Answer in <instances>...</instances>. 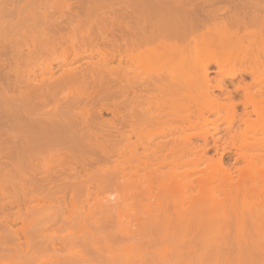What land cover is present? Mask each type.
I'll list each match as a JSON object with an SVG mask.
<instances>
[{
	"label": "rangeland",
	"instance_id": "374dc122",
	"mask_svg": "<svg viewBox=\"0 0 264 264\" xmlns=\"http://www.w3.org/2000/svg\"><path fill=\"white\" fill-rule=\"evenodd\" d=\"M126 11L130 21L131 12H136L137 20L144 23L146 37L155 40L164 37L168 40L161 48L151 50L150 55L153 58L147 73L152 76L169 73L174 81L144 96V100L149 102L146 103L148 111L155 115V122L148 127L151 145L144 147L139 143L131 153L119 142L118 123L121 122L120 112L123 104L120 80L105 77L106 81L103 82L101 80L104 76L101 80L96 79V76H88L80 83L62 81L65 72L70 68L81 69L87 65L96 67L104 62L109 63L108 66L111 67L117 65L115 55L124 53V40L130 38L122 32L121 20ZM220 44H223L228 52H222L223 45ZM237 44L240 48L242 46V52L239 47H235ZM211 46L217 48L214 50ZM249 66H258L254 80L238 73L240 68ZM202 67L207 69L210 83L227 82L225 86H228L229 92L224 94L214 89L216 96L218 95L217 99L215 95L206 99L196 94L192 80L195 79L196 68ZM22 72H25L26 87L33 90L32 94L28 93L27 99L21 91L24 79ZM232 73L234 75L230 77ZM107 78L113 79V84L118 81V84L111 87L112 80L109 85ZM97 80L98 82H95ZM240 80L244 81V84L240 83ZM52 81L58 82L53 87V93H50L45 86ZM238 83L245 89L234 92L233 88ZM183 84L186 86L181 88ZM38 86H41L43 94L38 92ZM258 90L263 91L264 98V0H0V224L7 227L3 229L0 225V264H24L23 258L29 260L30 257L33 258L32 263L28 264H60L62 261V264H121V261L126 264L124 259L132 258L135 261L133 254L142 247V252L147 250V255L144 256H151L152 252H148L150 248L146 247H150L153 241H156V246L150 251L157 250L155 254H159L155 263L158 264L161 260H165L163 262L166 264L170 262L172 258H168V261L165 257H169L166 252L171 248L172 252L178 251L175 255L181 254L179 260L186 258L181 263L171 261L172 264H187L188 260L198 264L197 258L193 259L194 254L191 258L189 253L195 250L196 246L199 247L198 242H195L196 246L193 242L196 239L193 236L196 235V229L191 232L192 236L184 230V236L180 230L182 227L176 229L175 214V222L171 228H175L177 235L171 237L177 238V241H164L167 239L170 225L165 229L161 228L163 230H160V233L153 230L152 234H156L151 237L153 240L146 238L148 242L141 237L138 239L142 241L137 240V236L133 238L132 234L128 235L133 239L127 235L126 242L122 235L127 234L129 224L135 225L133 220L144 214L145 208L150 209L152 215L159 216L161 207L165 211L169 209L172 216L175 208L182 209L181 207L185 206V210H188V207L194 208L215 191L221 193L217 189L221 167L229 171L233 182L240 188L243 187L242 183L247 184L246 189H239L238 193L242 191L243 196L239 197L242 198L236 195L239 186L234 188L235 191L232 189L231 196L235 194L234 201L231 196V201H227V195L220 194L226 195V207H233V204L234 208L241 204V209L244 206L247 208L248 205L264 206L263 184L260 182L259 186L257 181L253 183L256 186L254 188L253 184L245 182L248 181L247 174L254 173L253 165H258V171L264 172V166L261 165L264 164V99H260ZM68 97L71 101L83 98L75 107L79 114H68ZM242 100H245L244 110L249 113L244 118L239 117L243 111ZM50 109L54 111L48 113ZM59 110L63 115H60ZM40 111L48 113L46 119H41L43 117L39 116ZM82 113H88V120L92 122V117L96 118L100 114L101 123L107 129L103 135L95 128L89 129L81 124V121L85 120ZM250 161L253 165L249 164ZM56 165L58 172L52 175L59 179H53L54 184L48 187L57 185V190L51 188L48 191H33L36 186L34 182L42 180V184H47V171ZM117 169L124 175L121 182L118 180L120 183L117 181L120 186L111 182L116 178H108L109 175L112 176L110 178L117 177ZM59 170H63L66 175L58 177L61 174ZM106 171L108 173H105ZM29 174L33 179L34 176L36 178L28 180L32 179ZM149 178L152 179L150 185L149 181L145 183V179ZM77 184L81 185V188L78 187L80 189L75 188ZM190 184L192 186H189ZM144 186H148L150 193L145 191L147 188L144 189ZM50 191H54L53 195ZM245 191L250 193L246 194ZM216 192L214 194L219 195ZM255 193L258 199L256 195L253 198ZM165 194H169L167 196L173 201ZM228 194H231V190ZM260 194L263 197L259 196ZM148 195L151 196V201ZM147 196L149 202L146 204ZM221 196L218 198L224 202ZM108 198L113 201L115 199L116 204L120 206H116L114 211L111 208L112 212L109 209L104 211L107 214L106 211L109 210L110 216L101 215L99 204ZM237 198L240 199V204H236ZM152 204L156 205L155 210ZM130 205L133 207L131 210ZM225 206L222 203V207ZM125 208L129 212H125ZM35 209L43 210L37 212ZM29 210H34V215H28ZM97 210L98 214L95 213ZM131 213L132 216H129ZM113 214L117 217H113ZM38 216L42 217L40 219L46 216V219L36 222ZM100 216L107 217L108 221L104 218V222ZM159 216L158 218L162 219L163 213ZM35 222H40V228ZM30 224L38 227L35 234L29 230L32 228ZM132 225L129 228L133 231L136 227ZM10 230H13V233H10ZM235 231L233 229L230 233ZM8 232L10 234H7ZM169 233L173 234L170 230ZM233 233L230 236H233ZM170 234L167 237L171 238ZM230 236L227 235L229 239H225L230 241ZM180 237L187 239V242L190 240L194 246L185 244L189 247L186 248L188 251L181 250L182 246L181 249L173 248L172 242H175V245L176 242L178 245L185 242L181 241L183 239ZM131 241H136L137 246H133L135 243ZM143 241L146 243L143 244ZM158 241L163 242V249ZM226 243L229 253L233 258H237V249L229 248L233 245L232 241ZM226 243L223 244L224 247ZM191 247L195 249L191 250ZM227 247L223 250H227ZM227 251H223L226 254L223 258H228L229 264L243 263L249 256L246 255L243 259L244 255L242 259L235 258L237 261H233ZM182 252H185V255H182ZM117 258L122 260L118 262ZM176 258L178 259L177 256ZM213 258V263L208 259L210 264H218L217 260H222L221 255ZM249 259L252 260V255ZM262 259L259 262L255 258L252 262L255 260L256 264H264V258ZM245 263L251 264V261Z\"/></svg>",
	"mask_w": 264,
	"mask_h": 264
},
{
	"label": "bare ground",
	"instance_id": "6f19581e",
	"mask_svg": "<svg viewBox=\"0 0 264 264\" xmlns=\"http://www.w3.org/2000/svg\"><path fill=\"white\" fill-rule=\"evenodd\" d=\"M127 11L126 12H124V16H123V18H122V32H123V34L125 35H129L130 36V38H127V39H125L124 40V44H125V51H124V53H119V54H117V55H115L114 57H115V59H116V61H117V65L115 66V67H111V66H108V64L109 63H103V64H101V65H99V66H96V67H94V66H91V65H87V66H85V67H82L81 69H78V68H70V69H68L66 72H65V74H64V77L62 78V81L64 82V83H80V82H83L84 80H86L87 78H88V76H91V77H95L96 79H98V80H101L102 78V80L101 81H106L105 80V77H111V78H113L115 81L116 80H120V83H121V85H122V97H123V104H122V106H121V112H120V117H121V122L120 123H118V124H120V129H118L119 130V142H120V144L122 145V147L124 148V149H128L130 152L129 153H131V151L132 150H134V148H136V146L135 145H138L139 143H141L142 144V146L144 145V147H148V146H150L151 145V138L148 136V127H150V126H152L153 125V123L155 122V115H154V113L153 112H151L150 110L148 111V109L149 108H147L148 106L146 105V103H149L148 101H146V100H144V96H146L147 95V93L148 92H150V91H152V90H155V89H158V88H160V87H162V86H168L169 85V83L171 82H174L173 81V79H172V77H171V75L169 74V73H167V74H164V75H160V76H152V75H150V74H148L147 73V68L151 65V63H152V59L151 58H153V57H151V55H150V53H151V50L152 49H157V48H161L162 46H163V44H167L168 43V40L166 39V38H164V37H160L158 40H155V39H149L148 37H146L145 36V32H144V23H142V22H140L139 20H137V16L135 15L136 14V12L135 11H132L131 12V21L130 20H128V15H127ZM205 17V16H204ZM130 18V17H129ZM68 21H69V19H68ZM120 21V22H121ZM65 22V21H64ZM58 24V23H57ZM64 24V23H63ZM94 32V31H93ZM92 32V33H93ZM151 38V37H150ZM216 39V38H215ZM213 41H214V37H213ZM221 42V41H220ZM210 43H211V41H210ZM222 43V42H221ZM217 44V43H216ZM220 45H223V44H220ZM239 44H237V46H235L236 48L237 47H239L238 46ZM245 45V44H244ZM243 45V46H244ZM169 46V45H168ZM209 46V45H208ZM210 47V46H209ZM212 47V46H211ZM222 48H221V50L223 49V51L222 52H224L225 51V53L226 52H228V50L226 49V47L224 48V45L223 46H221ZM245 47V46H244ZM165 48V47H164ZM164 48H162V49H164ZM213 48V47H212ZM215 48H217V47H215ZM215 48H213L214 50H215ZM219 48H220V46H219ZM234 48V47H233ZM235 48V49H236ZM240 48V47H239ZM238 48V49H239ZM225 49V50H224ZM229 49H230V47H229ZM234 49V50H235ZM247 49V48H246ZM217 51V50H216ZM218 51H219V49H218ZM218 51H217V54H218ZM240 51L242 52L243 51V48H242V46H241V48H240ZM235 52H237V50L235 51ZM251 52V51H250ZM240 53V52H239ZM216 54V53H215ZM222 54V53H221ZM152 55H153V53H152ZM244 55V54H243ZM154 56V55H153ZM219 57H220V59H221V56H220V54H219ZM223 57H225V56H223ZM222 57V58H223ZM155 58V57H154ZM226 58V57H225ZM232 58V61H233V57H231ZM230 58V59H231ZM227 59H229V58H227ZM225 61V60H224ZM238 61V60H237ZM227 62H228V60H227ZM217 63V62H216ZM218 65H219V63H218ZM244 65V64H243ZM258 70V66H257V68H255V67H251V66H249V67H243V68H240V70H238V73H240V74H243V75H245V76H250V77H252L253 78V76L255 75V73H256V71ZM216 71H217V69H216ZM219 71V70H218ZM19 73H21V72H19ZM22 73H24V75H22V77H24V79L22 80L23 81V86L21 85V87H23L22 89H21V91H22V95L24 96V98H26L27 99V97H28V93L29 94H32V92H33V90L32 89H28L27 87H26V84H27V80H26V78H25V72H22ZM236 73V72H235ZM182 75H184V74H182ZM180 76L181 77V79H183L184 77L183 76ZM234 75V73H232L231 75H230V77L231 76H233ZM237 75V74H236ZM102 76H104V77H102ZM187 76V75H186ZM98 77H100V79L98 78ZM102 77V78H101ZM183 77V78H182ZM243 77V76H242ZM108 78H107V83L109 82V85H110V81L112 82V84H111V87H112V85H117L118 84V81L117 82H115L114 84H113V79H110V80H108ZM238 78V77H237ZM241 78V77H240ZM180 79V78H179ZM209 79V76H208V72H207V69L205 68V67H202V68H196V70H195V79H193L192 81H193V85H194V88H195V90H196V94H198V95H200L201 97H203V98H206V99H210V96H212V97H214L213 95H215V97H216V99H217V96H216V93L214 92V89L215 90H219L221 93H227V92H229V89H227L228 88V86L226 87L225 86V84L227 83H223V81H217V82H214L213 84L212 83H210V81L208 80ZM58 80V79H57ZM98 80L97 81H95V82H98ZM178 80V79H177ZM177 80H176V83H177ZM239 80V79H238ZM241 80H243V78H241ZM240 80V83H242L243 82V84H244V81H241ZM253 80H254V78H253ZM252 80V81H253ZM59 81V80H58ZM58 81H52V82H50V83H48V84H46V86H45V88H46V90L47 91H49L50 93H53V87H54V85H55V83L56 82H58ZM103 81V82H104ZM181 81V80H180ZM232 81V80H231ZM251 81V80H250ZM249 81V82H250ZM100 82V81H99ZM101 83V82H100ZM183 83V82H182ZM240 83H238L236 86H234V88H233V90H234V92H238V90L239 89H245L244 87H243V85H241ZM233 84V83H232ZM235 84V83H234ZM246 84H249V83H246ZM252 84V83H251ZM180 85V84H179ZM186 86V84H183V86H181V88H183V87H185ZM229 85V84H228ZM233 86V85H232ZM245 86V85H244ZM41 87V86H40ZM39 86H38V92L40 91V94H43L44 92H43V90L40 88ZM107 87H110V86H107ZM180 88V89H181ZM263 89V88H262ZM232 90V91H233ZM34 91L36 92V89H34ZM240 91V90H239ZM252 92H253V90H252ZM255 92H257V91H255ZM215 93V94H214ZM221 95V94H220ZM220 95H219V97H220ZM230 95H231V93H230ZM230 95H229V97H230ZM258 95H259V97H260V99L261 100H263L264 98H263V91L262 90H258ZM226 96V95H225ZM247 98V97H246ZM83 98L82 97H80V98H77V99H73L72 101L70 100V97H68V102H67V104H66V109L68 110L67 112H68V114L70 113V114H72V113H75V114H79L80 112H77V111H75V107H76V105L80 102V100H82ZM234 99V98H233ZM219 100H220V98H219ZM233 101V100H232ZM235 101V100H234ZM23 102V101H22ZM228 102V101H227ZM230 102V101H229ZM236 102H237V100H236ZM245 102V100H242V108H243V111H242V116L240 115L239 117L241 118H244V117H247L248 116V111H246V110H244V107H245V105L243 106V103ZM236 104V103H235ZM236 106V105H235ZM252 106V105H251ZM249 107V106H248ZM69 108V109H68ZM246 109V108H245ZM70 110H71V112H70ZM52 111H54L53 109H50V111L48 112V113H50V112H52ZM59 112H61V114L60 115H63V112L61 111V110H59ZM67 112H64L65 114L67 113ZM113 113L115 112V110H113L112 111ZM46 111H40V117H43V118H41V119H46V115L48 114ZM92 113V112H91ZM252 113H253V111H252ZM69 114V115H70ZM251 114V113H250ZM58 115V114H57ZM74 115V114H73ZM84 118H85V120L83 121H81V124H83L84 126H86L87 128H95L96 129V131H98L99 133H103V132H105L107 129L106 128H104V126L102 125V123H101V120H100V114H98V116L96 117V118H94V117H92L93 118V122L91 121V120H88V113H82L81 114ZM93 115V114H92ZM95 115H96V113H95ZM87 116V117H86ZM77 117H78V115H77ZM250 119V118H249ZM117 120V119H116ZM243 120V119H242ZM73 121H75V120H73ZM70 123H72V122H70ZM74 123V122H73ZM117 123V122H116ZM75 124V123H74ZM246 125V124H245ZM179 131V130H178ZM92 132V131H91ZM111 133H112V131H111ZM179 133V132H178ZM181 134V133H180ZM103 135V134H102ZM110 135V134H109ZM92 136V135H91ZM90 136V137H91ZM106 136H107V133H106ZM112 136H114L113 134H112ZM111 136V137H112ZM14 137V136H13ZM20 137V136H19ZM111 137H110V139H111ZM98 138V137H97ZM133 138H135V139H133ZM96 140H98V139H96ZM206 136L204 137V141L206 142ZM16 142V141H15ZM99 142V141H98ZM13 144V143H12ZM9 146H10V144H8ZM103 147V146H102ZM136 151V150H135ZM97 155V154H96ZM13 156V155H12ZM263 162V160L261 161V163ZM44 163V162H43ZM219 165H220V163H218ZM249 164H252L253 165V163L250 161L249 162ZM262 165V167L264 166V164H261ZM257 166V167H256ZM254 167H255V169H254ZM58 168V166L56 165V166H54L52 169H49L48 171H47V176H48V179H49V181L47 182V184H42L41 183V181L42 180H40V181H36V182H40V183H36V182H34V184L36 185V186H34L35 187V189L33 190V191H35L36 189H37V191L38 190H44V189H47V191H48V189L50 190L51 188H53V190H57L56 189V186L57 185H53V186H50V187H48L50 184H54V183H52V181H53V179H55L56 178V180H58L57 179V177H55L54 178V176L52 175L53 173H55V172H58L56 169ZM253 169H254V173H256V174H254V173H250V174H247L248 175V177H247V179H248V181L247 180H245V182L246 183H248V184H250V185H252L253 183H255V182H257V181H259V182H257L258 183V185L260 186V182H261V184H263V186H264V172H261V170L260 171H258L259 169H258V165H253V167H252ZM257 169V170H256ZM263 169H264V167H263ZM221 178H220V183L218 184V186H217V189L221 192V193H219V192H216V193H218L219 195H215L214 193H212L209 197H207L205 200H203V201H200L199 202V204L197 205V206H195L194 208L193 207H190L191 209H189V207H188V210L186 209L185 210V206H183V207H181L182 209H176L175 208V210L174 211H172V216H171V212L169 211V209H166V211H165V209H163L162 207H161V212H162V210H164V212H162L163 213V217H162V219L161 218H158V214H153L152 215V213H151V211H150V209L149 210H146V208L144 209V207H142V210L144 211V214H142V213H140V214H142V215H139L138 217H136L135 218V220H133V218L131 217L130 219L131 220H133V223L135 224L134 226L132 225V224H129L130 226L132 225L133 227H136L135 229L137 230H133V231H135V233L137 234V235H135V233H133V231L132 230H130V228L128 227V230H127V234L126 235H122V237H124V240H126L125 239V237L128 235V234H132V236H133V238L134 237H136L137 236V240H140V238L138 239V237H141L142 238V240H143V238H145V240L148 242V240H149V237H150V239H152L153 240V238H151V237H154L153 235H155V234H152V232H154L155 230V232H158L159 231V233H160V230H161V228H166L167 227V225H170V232L171 233H173L174 231H176L175 230V228L173 229V228H171V226L173 225V222H175V220H173V219H175L174 218V214H175V216H176V224L177 225H175V226H177L176 227V229L180 226V230L182 231H178L179 233L181 232V233H183V231L184 230H186L187 231V233L186 234H188V233H190V235L194 232L193 230H195L196 229V235H193L196 239L195 240H197V241H193L194 242V245L198 242V244H199V247H197L196 245V249L194 248V247H191V250L194 248L195 250H193V251H190L189 253H190V257H191V255L192 254H194V256H193V259L195 260V258H197L196 259V261H198L200 264H210L209 263V260H215L213 257H215L216 258V256H219L220 257V255H221V258L220 259H222V260H220L223 264H229V260H228V258H226L225 260H224V258L223 257H225L226 256V254H224L223 253V251H227L228 252V254H230L229 253V249H228V247H227V245H228V243H226V242H231L232 241V244L234 245V247H233V245L232 246H229V248L231 249H233V248H236L237 249V254H238V256H237V254H236V250H235V254H236V256H237V258L235 257V254L233 255L236 259H242L243 257H244V255H245V257L243 258V259H245L246 258V255L248 256L247 258H248V260H247V258L245 259V262L247 261V263H249L250 261H251V264L253 263L252 261H253V259H255V258H257V260L260 262V260L262 259V258H264V206H254V207H249V205H248V207L247 208H245V206H244V208L243 209H241V204H240V199H238V198H240L242 195V191L240 192V193H238L239 192V189H246V185H245V183H242L241 184V186H243L242 188H240V186L236 183V182H233V178H232V175L229 173V171L228 170H225L223 167H221ZM249 171V170H248ZM59 172H61V174L58 176V177H61V176H63V175H66V173L63 171V170H59ZM118 171V169H117V172H115V173H117V177H113V178H110V177H112V176H108V178L109 179H114V178H116L114 181L112 180L111 182H114L115 184H117L119 181L121 182V179L124 177V175H123V173L122 172H119ZM261 172V173H260ZM72 173V172H71ZM105 173H108V171H106ZM105 173H104V175H105ZM258 173V174H257ZM114 174V173H113ZM112 174V175H113ZM246 174V173H245ZM244 174V175H245ZM30 175V177L32 178L33 176H31V174H29ZM36 175V174H35ZM71 175H73V177H75L74 176V174H71ZM99 175V174H98ZM116 175V174H115ZM51 176V177H50ZM52 176H53V178H52ZM101 176V175H100ZM107 176V175H106ZM246 176V175H245ZM35 178H36V176H34ZM50 177V178H49ZM34 178V179H35ZM76 178V177H75ZM96 178V177H95ZM94 178V179H95ZM104 178H105V176H104ZM246 178V177H245ZM27 179V178H26ZM25 178H24V180H26ZM33 178L32 179H30V178H28V180H34ZM45 179V178H44ZM97 179H99V177L97 176ZM107 179V178H106ZM150 179V178H149ZM145 179V183L147 182L148 183V181H149V185L151 184L150 182H151V180L152 179ZM24 180H22V181H24ZM38 180V179H37ZM119 180V181H118ZM83 181V180H82ZM108 181H110V180H108ZM118 181V182H117ZM28 183H30L29 181H27ZM81 182V181H80ZM106 182H107V180H106ZM119 182V183H120ZM82 183V182H81ZM108 183V182H107ZM113 183V184H114ZM119 183H118V185H119ZM124 183V182H123ZM126 183V182H125ZM124 183V184H125ZM24 184H26V182L24 181ZM32 184H33V182H32ZM33 184V185H34ZM38 184V185H37ZM40 184V185H39ZM62 184V183H61ZM74 184V183H73ZM106 184V183H105ZM111 183H109L108 185H110ZM64 185L65 184H63V187H62V185H61V187L62 188H64ZM68 185V184H67ZM147 185V184H146ZM40 186V187H39ZM81 185H78L77 184V186H75V188L77 187H80ZM104 186V185H103ZM106 186V185H105ZM111 186V185H110ZM120 186V185H119ZM128 186V185H127ZM186 186V185H185ZM189 186H192L191 184L189 185ZM189 186H187V188H189ZM238 186H239V188H238ZM249 186V185H248ZM255 185L253 184V187H254ZM36 187H38V188H36ZM150 187V186H149ZM184 187V186H183ZM214 187V186H213ZM251 187V186H250ZM256 187V186H255ZM254 187V188H255ZM258 187V186H257ZM55 188V189H54ZM81 188V187H80ZM80 188H78V189H80ZM121 188V187H120ZM127 188H129V187H127ZM147 188V189H146ZM237 189L238 188V191H237V193L238 194H236L237 195V199H238V201L236 202V204L238 203V204H240V205H238V206H235V208H234V205L235 204H233V202H232V204H233V207H230L229 208V206H225V205H228V203H226L227 201H231L230 200V196L233 194L232 193V191L234 190L235 191V189ZM253 188V189H254ZM261 188V187H260ZM144 189H146L145 191L147 192V193H150L149 192V188H148V186L146 187V186H144ZM216 189V188H215ZM233 189V190H232ZM41 190H40V192H41ZM82 190V189H81ZM212 190V189H211ZM231 190V194H228L229 193V191ZM248 191H249V189H247ZM28 191H29V189H28ZM28 191L26 190V192L28 193ZM76 191V190H75ZM83 191H84V189H83ZM151 191V190H150ZM187 191H188V189H187ZM213 191V190H212ZM52 192H54V191H50V193L52 194ZM59 192V191H58ZM132 192V191H131ZM246 192V194H249L247 191H245ZM263 192H264V187H263ZM48 193V192H47ZM254 193V192H253ZM142 194H145V193H142ZM220 194H226V195H223V196H221ZM245 194V195H246ZM252 194V193H251ZM47 195V194H46ZM49 195V194H48ZM53 195V194H52ZM147 195V194H146ZM166 195V194H165ZM167 195H169V194H167ZM166 195V196H167ZM229 195V196H228ZM239 195H241L240 197H239ZM255 195H256V193L253 195L254 197L253 198H255ZM143 196H145V195H143ZM149 196V195H148ZM148 196L145 198V200L147 201L146 202V204L149 202V201H151V199H150V197L151 196H149V199H147L148 198ZM163 196H164V194H163ZM171 196V195H170ZM218 196H219V198H220V196L221 197H223V201L224 202H221L222 200H220L219 198H218ZM226 196V197H225ZM234 196H235V194H234ZM233 196V197H234ZM257 196L258 195H256V198H257ZM259 196H261V197H263L261 194L259 195ZM123 197V196H122ZM122 197H120V199L122 198ZM133 197V196H132ZM140 197H142V195H140ZM139 197V198H140ZM165 197V196H164ZM167 197H169V196H167ZM224 197H225V199L227 200H224ZM232 197V196H231ZM233 197H232V200L234 201V199H233ZM243 197V196H242ZM241 197V198H242ZM252 197V196H251ZM52 198V197H51ZM125 198V197H124ZM154 198V197H153ZM160 198H163V197H161L160 196ZM166 198V197H165ZM227 198H229V199H227ZM235 198V197H234ZM53 199H54V197H53ZM114 199V198H113ZM136 199V198H135ZM134 199V200H135ZM156 199V198H155ZM164 199V198H163ZM169 199L171 200V197H169ZM258 199V198H257ZM110 200H112L111 198L109 199H104V203H101V202H97V204H99V203H101V204H99L100 205V212L97 210V211H95V213L96 214H98V212H99V214L101 213V215L102 214H106L104 211L105 210H107V209H109L110 211L112 210V211H114V208H116V206H118V204H116L117 202L115 201V199H114V201L112 200V201H109ZM118 200V199H117ZM122 200V199H121ZM124 200V199H123ZM137 200L138 201H140L139 199H138V197H137ZM149 200V201H148ZM165 200V199H164ZM194 200H196V199H194ZM120 201V200H119ZM127 201V200H126ZM143 201H144V198H143ZM157 201V200H156ZM171 201H173V200H171ZM226 201V202H225ZM250 201V200H249ZM113 202V203H112ZM121 202V201H120ZM119 202V204H121ZM124 202H125V200H124ZM130 203L132 202V201H129ZM128 202V203H129ZM136 202V201H135ZM96 203V202H95ZM129 203V204H130ZM169 203H171V202H169ZM168 203V205H171V204H169ZM194 203V202H193ZM222 203H223V206H225L224 208L222 207ZM230 203V202H229ZM245 203V202H244ZM251 203V202H250ZM254 202H252V204H253ZM114 204H116V205H114ZM124 204V203H123ZM225 204V205H224ZM132 205V204H131ZM131 205L129 206V210H131L132 208H131ZM138 205V204H137ZM136 205V206H137ZM139 205H142V204H139ZM150 205V203L148 204V206ZM152 205H154V204H152ZM183 205V204H182ZM190 205V204H189ZM258 205V204H257ZM92 206V205H91ZM114 206V207H113ZM120 206V205H119ZM118 206V207H119ZM124 206V205H123ZM123 206H121L122 208H124ZM134 206V205H133ZM176 206H177V204H176ZM191 206H192V204H191ZM253 206V205H252ZM44 207V206H43ZM46 207V206H45ZM95 207H96V205H95ZM140 207V206H139ZM152 207H155L154 208V210L156 209V205H154V206H152ZM163 207H165L164 205H163ZM170 207H172V206H170ZM178 207V206H177ZM239 207H240V209H239ZM63 208V207H62ZM112 208V209H111ZM121 208V209H122ZM148 208V207H147ZM167 208V207H166ZM186 208H187V206H186ZM236 208H238V209H236ZM32 209H34V208H32ZM157 209H158V207H157ZM35 210H38L37 212H39V211H42L41 209H35ZM62 210V209H61ZM60 210V211H61ZM96 210V209H95ZM108 210V211H109ZM125 212H127L128 211V209H123ZM135 210V209H134ZM152 210H153V208H152ZM94 211V210H93ZM108 211H106L107 212V214L109 215L111 212L109 211V213H108ZM115 211H116V209H115ZM159 211H160V209H159ZM170 212V214H169V212ZM29 212L30 213H28V215L30 214V215H32L33 214V212H34V210L33 211H31V210H29ZM104 212V213H103ZM129 212V211H128ZM136 212V211H135ZM138 212V211H137ZM154 212V211H153ZM159 213L160 214V216L159 217H161L162 216V213ZM168 212V213H167ZM151 213V214H150ZM106 214V215H107ZM127 214V213H126ZM135 214H139V213H135ZM34 215V214H33ZM45 215V214H44ZM50 215H51V213H50ZM49 215V217H51ZM57 215H59V214H57ZM103 215V216H104ZM105 215V216H106ZM107 215V216H108ZM114 215L115 214H113V217H114ZM118 215V214H117ZM129 215V214H128ZM170 215V216H169ZM103 216H100L101 218H102V220H104V218H103ZM110 216V215H109ZM116 216V215H115ZM129 216H132V213H131V215H129ZM80 217H81V215H80ZM111 217H112V215H111ZM117 217V216H116ZM172 219H170V218ZM36 218H38V219H36L37 221L36 222H38V220H40V221H42L43 219H46V216L45 217H43V219H40V218H42V217H40V216H38V217H36ZM57 218H59V216L57 217ZM73 218V217H72ZM89 218V217H88ZM99 218V217H98ZM126 218H128V216L126 217ZM50 219V218H49ZM74 219V218H73ZM75 219H77V217H75ZM100 219V218H99ZM108 218L106 217L105 218V220H107ZM110 219V218H109ZM123 219V218H122ZM129 219V220H130ZM161 219V220H160ZM28 220V219H27ZM50 220H53V219H50ZM50 220H48L49 222H50ZM57 220V219H56ZM55 220V221H56ZM102 220H101V222H102ZM104 220V222H106ZM169 220V221H168ZM63 222H65L64 220H62ZM75 221V220H74ZM88 221V220H87ZM108 221V220H107ZM128 221V220H127ZM168 221V222H167ZM170 221L172 222V223H170ZM35 222V223H36ZM234 222H235V224H234ZM30 223H33V222H31L30 221ZM40 223V222H39ZM39 223H36V225L37 224H39ZM55 223V222H54ZM76 223V222H75ZM87 223H89V222H87ZM96 223H98V222H96ZM103 223V222H102ZM119 223H121V222H119ZM124 223V222H123ZM168 223V224H167ZM174 223V224H175ZM125 224V223H124ZM232 224V225H231ZM1 225V227H3V229H7V227L5 226H2L3 224H0ZM31 225V224H30ZM34 226H32V228L34 229V231H33V229L31 230V229H29L30 231H32L33 233L35 232V229H37L38 227L40 228V224L39 225H35V224H33ZM89 225V224H88ZM88 225H86V226H88ZM127 225V224H126ZM231 225V226H230ZM234 225H236V226H234ZM90 226V225H89ZM92 226V225H91ZM174 226V227H175ZM230 226V227H229ZM234 226V227H233ZM0 227V228H1ZM50 227V226H49ZM132 227V228H133ZM169 227V226H168ZM234 229V231L235 230H237V231H235L234 233L233 232H231V233H233L234 235L233 236H230V231H232L233 229ZM184 228V229H183ZM193 228V229H192ZM229 228V229H228ZM236 228V229H235ZM179 229V228H178ZM188 229H190V230H188ZM227 229H228V233H227ZM230 229H232V230H230ZM154 230V231H153ZM158 230V231H157ZM163 230V229H162ZM161 230V231H162ZM169 230L167 231V235H166V240H164V238H163V240L166 242V241H169L168 239H170V243H171V241H174L173 239H175V238H173L172 239V237L171 236H173V235H177V231H176V233L174 234H170L169 233ZM174 230V231H173ZM230 230V231H229ZM11 231H13V230H10L9 232L10 233H13V232H11ZM28 231V230H27ZM130 231V232H129ZM193 231V232H192ZM7 233V234H10V233ZM164 233H165V231H163ZM192 232V233H191ZM226 232V233H225ZM158 233V234H159ZM162 233V232H161ZM178 233V234H179ZM236 233V234H235ZM0 234H2V233H0ZM3 234H6V233H3ZM35 234V233H34ZM168 234H170V237L171 238H169V237H167L168 236ZM195 234V233H194ZM180 235V234H179ZM183 235H184V233H183ZM189 235V234H188ZM191 235V236H192ZM227 235L228 236H230L231 237V239H230V241L228 240L229 239V237H227ZM129 236V235H128ZM131 236V235H130ZM129 236V237H130ZM132 236H131V238H132ZM157 237H159L158 235H156ZM185 236V235H184ZM190 236V237H191ZM129 237H127V238H129ZM161 237V236H160ZM174 237V236H173ZM194 237H191V239L193 240L194 239ZM235 237V238H234ZM132 238V239H133ZM148 240H147V239ZM181 239H183L182 237H180ZM186 238V237H185ZM225 238H228V239H225ZM234 238V239H233ZM130 239V238H129ZM128 239V240H129ZM136 239V238H135ZM157 239V238H156ZM155 239V240H156ZM142 240H140V241H142ZM180 240V239H179ZM185 239H183V240H181V241H184ZM222 240V241H221ZM226 240V241H225ZM140 241H137V242H139V244H141V242ZM146 241H143L142 243L144 244V242L146 243ZM175 241H177V238L175 239ZM189 242H190V244H189V242H187V239L185 240V242H183L182 244L184 245H178V242H176V245L174 244L175 242H172L173 244H171L172 246H173V248H180L181 249V246H182V249L181 250H184V249H186L189 245L190 246H194L192 243H191V241L190 240H188ZM126 242H127V240H126ZM131 242H133V246H137V244L138 243H136V241L134 242V241H131ZM150 242L151 241H149V244H150ZM156 242V241H155ZM155 242L153 241V242H151V243H153V244H151V246L149 247H146V248H150L149 249V251L148 252H152V254H151V256L149 255V257L148 256H144V254H146V251H141L140 249H142V248H140V249H138L137 250V253H134L133 254V258H134V260L135 261H133V259L132 258H130L133 262H131V260L130 259H124V257H123V259L125 260V262H126V264H157V263H155L154 261H158V259H156L158 256L157 255H159V254H155L156 252H157V250H155L154 252L153 251H150L151 250V248L153 249V247L155 248ZM161 245L160 246H162L163 244V242L161 243L160 241H158ZM164 242V243H165ZM168 242V243H169ZM196 242V243H195ZM236 244H235V243ZM224 243H226L225 244V247H227V250H223V248L225 249V247L223 246V244ZM148 244V245H149ZM188 245V246H186V245ZM192 244V245H191ZM230 244V243H229ZM236 245V246H235ZM34 246V245H33ZM33 246H31V247H33ZM139 246V245H138ZM157 246H159L158 244H157ZM164 246V245H163ZM163 246H162V249H163ZM171 246V247H172ZM135 247H133L134 249H135ZM165 247V246H164ZM184 247V248H183ZM36 248V247H35ZM34 248V250H36ZM169 248V247H168ZM30 249V248H29ZM188 249H189V247H188ZM188 249H186L187 251H188ZM172 249L170 248L169 249V252L167 253L166 252V254L169 256V257H165V259L167 258V260H168V258L169 259H174V261L171 259V261L172 262H178V263H181L183 260L185 261V259H183V260H179V258H181L180 256H181V254L180 253H178L179 255H175L174 253H177L178 251H175V250H173V252L171 251ZM209 250V251H208ZM185 251V250H184ZM195 251V252H194ZM231 251V250H230ZM38 252V251H37ZM135 252V251H134ZM194 252V253H193ZM170 253V254H169ZM173 253V254H172ZM185 253V252H184ZM183 252H182V255H185ZM173 256H172V255ZM196 254V255H195ZM209 254V255H208ZM232 254H233V251H232ZM252 255V260H250L249 258H250V256ZM38 255H40V254H38ZM147 255V254H146ZM156 255V256H155ZM225 255V256H224ZM256 255V256H255ZM21 256V255H20ZM19 256V257H20ZM126 256V255H125ZM131 256V255H130ZM176 256L178 257V259L176 258ZM188 256V255H187ZM241 258H240V257ZM37 257V256H36ZM150 257H152V258H150ZM171 257V258H170ZM174 257V258H173ZM205 257L207 258V257H209V258H207V259H205ZM229 257L231 258L232 257V255L230 254L229 255ZM26 258H29V257H26ZM161 258V257H160ZM192 258V257H191ZM213 258V259H212ZM218 258V257H217ZM235 258H231V259H233V261H235L236 259ZM260 258V259H259ZM18 259V258H17ZM30 259H31V262H30ZM30 259L28 260V259H24L23 258V262H24V264H28V263H32V257H30ZM147 259V260H146ZM177 259V260H176ZM205 259V260H204ZM209 259V260H208ZM219 259V258H218ZM117 260H118V262H119V260H122V258L120 259H118L117 258ZM161 260V259H160ZM263 260V259H262ZM261 260V261H262ZM29 261V262H28ZM62 261V260H61ZM131 263H130V262ZM164 262H165V260H163ZM162 260L161 261H159L160 263L161 262H163ZM168 261H170V260H168ZM167 261V262H168ZM171 261L170 262H168L167 264H172L171 263ZM180 261V262H179ZM205 261V262H204ZM218 261V264L220 263V264H222L219 260H217ZM237 261V260H236ZM257 261V262H258ZM27 262V263H26ZM63 262V261H62ZM62 262L60 263V264H62ZM127 262H129V263H127ZM149 262V263H148ZM163 262V264H166V263H164ZM188 262L189 263H187V264H194V263H192V262H190V260H188ZM197 262V263H198ZM202 262V263H201ZM207 262V263H206ZM240 262H241V260H240ZM243 262V261H242ZM245 262H243V263H240V264H244ZM264 262V261H263ZM55 263V262H54ZM66 263V262H65ZM64 263V264H65ZM119 263H121V264H123L122 263V261L121 262H119ZM160 263H158V264H160ZM198 263V264H199ZM212 263H213V261H212ZM254 263L256 264V262H255V260H254ZM253 263V264H254ZM176 264V263H175ZM214 264H217L216 262L214 263ZM231 264V263H230ZM246 264V263H245ZM261 264H263V263H261Z\"/></svg>",
	"mask_w": 264,
	"mask_h": 264
}]
</instances>
